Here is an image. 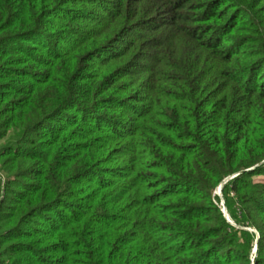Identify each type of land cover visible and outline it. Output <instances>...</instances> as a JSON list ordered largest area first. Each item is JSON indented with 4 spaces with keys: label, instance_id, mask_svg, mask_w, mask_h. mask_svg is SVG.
<instances>
[{
    "label": "trees",
    "instance_id": "obj_1",
    "mask_svg": "<svg viewBox=\"0 0 264 264\" xmlns=\"http://www.w3.org/2000/svg\"><path fill=\"white\" fill-rule=\"evenodd\" d=\"M11 130L2 264H264V0H0Z\"/></svg>",
    "mask_w": 264,
    "mask_h": 264
},
{
    "label": "rangeland",
    "instance_id": "obj_2",
    "mask_svg": "<svg viewBox=\"0 0 264 264\" xmlns=\"http://www.w3.org/2000/svg\"><path fill=\"white\" fill-rule=\"evenodd\" d=\"M15 132H16V130H11L7 137H5L4 139L0 140V146H2V145H4V144H8V143H10L11 140H13V139L16 137ZM0 178H2L3 180L6 179V173L4 172L1 163H0ZM216 193H217V190H216ZM217 202H218V204L220 205V207L222 208V211H223L224 206L226 207V209H227V214H229L230 219L233 221V219L231 218L230 213H229V211H228V208H227V206H226V204H225V200H224V197H223V193H222V197L217 193ZM223 213H224V212H223ZM233 222H234V221H233ZM234 223H235V222H234ZM235 224H236V223H235ZM238 226H240V228H242V227H243V228H244V227H248V228H250V229H248V230H250L251 232L255 233L257 236H258V234H259V231H258L256 228L249 227V226H241V225H238ZM0 263H2V262L0 261Z\"/></svg>",
    "mask_w": 264,
    "mask_h": 264
},
{
    "label": "water",
    "instance_id": "obj_3",
    "mask_svg": "<svg viewBox=\"0 0 264 264\" xmlns=\"http://www.w3.org/2000/svg\"><path fill=\"white\" fill-rule=\"evenodd\" d=\"M234 176H235V175L230 176V177H228L227 179H225V180L220 184V186L217 188V193H218L221 197H222V187H223V184H224L228 179H230V178H232V177H234ZM223 212H224V214H225V216L227 217V219H228L229 222H231L232 224L238 226L237 224H235V223L230 219L229 214H227V209H226L225 206H224V208H223ZM238 227H240V226H238ZM242 228H243V227H242ZM244 229H250V228H248V227H244ZM258 239H259V234H258V236H257V240H258ZM256 249H257V243H256V245H255L254 252L256 251Z\"/></svg>",
    "mask_w": 264,
    "mask_h": 264
},
{
    "label": "built area",
    "instance_id": "obj_4",
    "mask_svg": "<svg viewBox=\"0 0 264 264\" xmlns=\"http://www.w3.org/2000/svg\"><path fill=\"white\" fill-rule=\"evenodd\" d=\"M0 264H2V263H0Z\"/></svg>",
    "mask_w": 264,
    "mask_h": 264
}]
</instances>
